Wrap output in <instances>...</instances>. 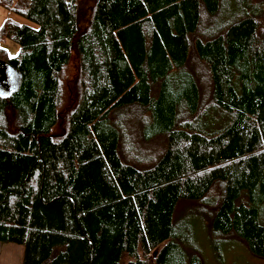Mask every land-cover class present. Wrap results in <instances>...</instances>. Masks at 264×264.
Returning a JSON list of instances; mask_svg holds the SVG:
<instances>
[{
  "label": "trees",
  "instance_id": "1",
  "mask_svg": "<svg viewBox=\"0 0 264 264\" xmlns=\"http://www.w3.org/2000/svg\"><path fill=\"white\" fill-rule=\"evenodd\" d=\"M0 8L34 26L0 28L20 78L0 96V242L21 264H202L175 221L183 202L208 211L213 242L264 261V0ZM159 138L161 154L138 155Z\"/></svg>",
  "mask_w": 264,
  "mask_h": 264
},
{
  "label": "rangeland",
  "instance_id": "2",
  "mask_svg": "<svg viewBox=\"0 0 264 264\" xmlns=\"http://www.w3.org/2000/svg\"><path fill=\"white\" fill-rule=\"evenodd\" d=\"M7 19H11L19 25L34 27L24 19L0 8V28ZM0 48L4 49L9 57H15L19 51V47L10 41L0 43ZM188 68L199 79L198 81L201 84L202 91L208 93L209 84L206 78L205 68L193 58L189 61ZM76 75L77 56L73 53L68 69L65 71L68 84H73L72 82ZM15 84L14 70L0 62V96H6L12 89H15ZM72 87L73 85H70L69 88ZM65 99H68L67 95H64L62 100L64 101ZM61 133L62 128L61 124H59L55 128L54 134ZM136 141L138 142L137 138ZM138 144L140 147L138 155L142 157H149L155 154L156 158L158 154H161L164 146L160 138L150 144ZM123 154L125 156V153ZM146 163L148 164L149 162ZM175 221L178 223L188 222V225H192L190 230L191 238L189 239L188 246L191 247V250L193 249L199 253L202 264H264L263 260L252 256L244 243L235 237H227L221 240V242H213L209 231L210 217L208 211L196 203H180L175 212ZM22 254V246L0 242V264H21Z\"/></svg>",
  "mask_w": 264,
  "mask_h": 264
},
{
  "label": "crops",
  "instance_id": "3",
  "mask_svg": "<svg viewBox=\"0 0 264 264\" xmlns=\"http://www.w3.org/2000/svg\"><path fill=\"white\" fill-rule=\"evenodd\" d=\"M15 72V71H14ZM15 80H16V84H15V87H18L19 85V82H20V78L18 76V74L15 72Z\"/></svg>",
  "mask_w": 264,
  "mask_h": 264
},
{
  "label": "water",
  "instance_id": "4",
  "mask_svg": "<svg viewBox=\"0 0 264 264\" xmlns=\"http://www.w3.org/2000/svg\"><path fill=\"white\" fill-rule=\"evenodd\" d=\"M9 94V93H8ZM7 95V94H6Z\"/></svg>",
  "mask_w": 264,
  "mask_h": 264
}]
</instances>
